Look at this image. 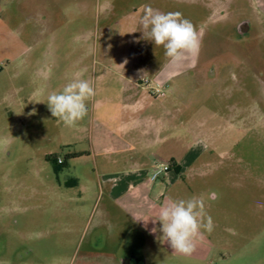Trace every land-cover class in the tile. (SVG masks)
<instances>
[{"label":"rangeland","instance_id":"obj_1","mask_svg":"<svg viewBox=\"0 0 264 264\" xmlns=\"http://www.w3.org/2000/svg\"><path fill=\"white\" fill-rule=\"evenodd\" d=\"M145 5L182 13L200 37L199 54L165 85V96L153 94L149 79L143 88L152 112L163 100L179 108L181 156L196 139L207 147L183 174L150 180L144 173L139 186L109 202L106 191L98 199L101 172L92 157L72 155L89 150L95 103L68 127L52 117L47 97L82 72L110 74L115 100L123 59L167 60L143 36ZM0 137L10 140L0 152V261L264 264V0H0ZM49 156L66 161L58 175ZM71 178L79 184L66 185ZM193 196L214 230L186 256L153 220L170 200Z\"/></svg>","mask_w":264,"mask_h":264},{"label":"crops","instance_id":"obj_2","mask_svg":"<svg viewBox=\"0 0 264 264\" xmlns=\"http://www.w3.org/2000/svg\"><path fill=\"white\" fill-rule=\"evenodd\" d=\"M191 58L179 64L170 62L168 58L156 66L148 61L143 62V59L134 53L129 55L120 62L123 66L122 72L115 73L113 78L114 86L118 88L114 91L115 100L109 94L110 74L93 73L86 77L83 73L82 78L89 81L95 89V96L92 98V102L95 103L94 110L88 126L89 150L74 151L72 154H86L92 157L95 169L101 172L98 199L102 198L101 194L106 191L109 202L117 201L135 185L139 186L143 177L152 174L156 161L162 159L161 155H165L163 158L172 162L170 170L175 171L177 176L193 168L199 159L198 155H202L206 150L207 145L196 139L187 153L181 156L178 152L181 125L179 108L170 107L168 102L165 103L163 100L158 105L159 112L157 114L152 112L151 108L154 105L152 97L145 87L143 88L146 79H149L150 85L170 84L176 75L182 73ZM98 81H101L99 83L101 92L96 88ZM100 93H103V98L96 97ZM81 128H86V125L82 124ZM151 128H154L156 134L150 138ZM198 141H202L203 145H199ZM149 145L156 147L158 153L154 150L150 155L142 154V150L147 149ZM140 155L146 159L139 158ZM166 175L172 177L170 173ZM81 187L85 189L88 185ZM153 208V205L148 207L149 210L147 209L143 215L147 216Z\"/></svg>","mask_w":264,"mask_h":264},{"label":"clouds","instance_id":"obj_3","mask_svg":"<svg viewBox=\"0 0 264 264\" xmlns=\"http://www.w3.org/2000/svg\"><path fill=\"white\" fill-rule=\"evenodd\" d=\"M144 15L140 20L148 40L155 46L164 48V55L170 62L179 64L189 57H196L200 51V37L193 23L180 12L163 13L144 6ZM83 73H76L61 91L52 92L47 97V106L52 117L73 127L88 114L87 102L95 96V89L89 81L82 78ZM161 90L159 87L156 89ZM10 145L7 137H0V152H6ZM159 231L171 249L189 256L196 249V242L206 232L211 234L214 222L207 214L205 203L198 197L170 200L160 207L158 219ZM157 229L153 228L155 232ZM0 264H9L0 261Z\"/></svg>","mask_w":264,"mask_h":264},{"label":"built area","instance_id":"obj_4","mask_svg":"<svg viewBox=\"0 0 264 264\" xmlns=\"http://www.w3.org/2000/svg\"><path fill=\"white\" fill-rule=\"evenodd\" d=\"M165 85L167 84H158L156 85L154 88V91H153V94H155L156 96L158 97H163L166 95V91H165ZM157 87H159L161 90L158 92L156 89ZM58 162H61L62 159L61 158H58L57 159ZM172 167V162L170 160H167V159H159L158 161H156L155 163V167L153 169V172L151 174V180H156L158 179L162 173H165V172H168Z\"/></svg>","mask_w":264,"mask_h":264},{"label":"trees","instance_id":"obj_5","mask_svg":"<svg viewBox=\"0 0 264 264\" xmlns=\"http://www.w3.org/2000/svg\"><path fill=\"white\" fill-rule=\"evenodd\" d=\"M72 155L76 156V154H72ZM48 158L51 159L54 163V171L59 172L61 170L62 163H59L55 157L49 156Z\"/></svg>","mask_w":264,"mask_h":264},{"label":"flooded vegetation","instance_id":"obj_6","mask_svg":"<svg viewBox=\"0 0 264 264\" xmlns=\"http://www.w3.org/2000/svg\"><path fill=\"white\" fill-rule=\"evenodd\" d=\"M242 29V28H241ZM59 163H62V164H65L66 163V161H64L63 159H62V161L61 162H59ZM60 172V171H59ZM59 172H56V174L58 175L59 174ZM69 181H73V179L71 178V179H68V181L66 182V185H70V186H74V185H77V182L76 183H69ZM74 181H77V180H74Z\"/></svg>","mask_w":264,"mask_h":264}]
</instances>
